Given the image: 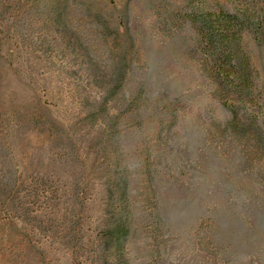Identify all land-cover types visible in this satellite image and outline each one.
<instances>
[{
	"label": "rangeland",
	"instance_id": "1",
	"mask_svg": "<svg viewBox=\"0 0 264 264\" xmlns=\"http://www.w3.org/2000/svg\"><path fill=\"white\" fill-rule=\"evenodd\" d=\"M193 1L264 8L0 0V264H264V42L243 35L261 127L242 138Z\"/></svg>",
	"mask_w": 264,
	"mask_h": 264
},
{
	"label": "trees",
	"instance_id": "2",
	"mask_svg": "<svg viewBox=\"0 0 264 264\" xmlns=\"http://www.w3.org/2000/svg\"><path fill=\"white\" fill-rule=\"evenodd\" d=\"M184 17L196 34L201 69L230 113L228 126L242 138L255 136L261 127V100L256 73L242 39L248 33L256 43L264 42V8L257 9L244 1L233 10H214L193 1ZM261 142L259 139L258 143Z\"/></svg>",
	"mask_w": 264,
	"mask_h": 264
}]
</instances>
